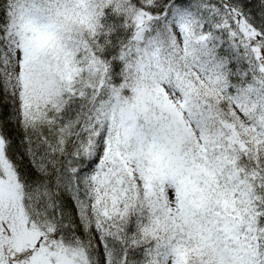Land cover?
<instances>
[{"label":"snow or ice","instance_id":"6c2138e0","mask_svg":"<svg viewBox=\"0 0 264 264\" xmlns=\"http://www.w3.org/2000/svg\"><path fill=\"white\" fill-rule=\"evenodd\" d=\"M0 264H264V0H0Z\"/></svg>","mask_w":264,"mask_h":264}]
</instances>
